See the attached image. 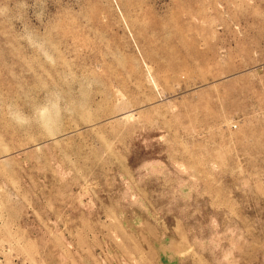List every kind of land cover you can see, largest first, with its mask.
Wrapping results in <instances>:
<instances>
[{"label":"rangeland","instance_id":"obj_1","mask_svg":"<svg viewBox=\"0 0 264 264\" xmlns=\"http://www.w3.org/2000/svg\"><path fill=\"white\" fill-rule=\"evenodd\" d=\"M0 264H264V0H0Z\"/></svg>","mask_w":264,"mask_h":264}]
</instances>
